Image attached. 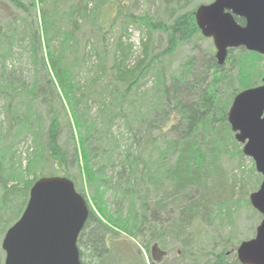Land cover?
Listing matches in <instances>:
<instances>
[{
  "label": "trees",
  "instance_id": "obj_1",
  "mask_svg": "<svg viewBox=\"0 0 264 264\" xmlns=\"http://www.w3.org/2000/svg\"><path fill=\"white\" fill-rule=\"evenodd\" d=\"M128 1L0 0L12 8L0 19V221L7 214L0 237L21 216L39 178L62 176L83 196L89 190L96 209L88 206L78 238L82 264H162L166 257L158 260L152 251L163 253L168 238L182 244L176 264H240L232 257L239 244L234 233L201 253L186 232L206 212L231 225L233 209L250 207L259 215L242 197L245 181H234L236 192L223 200L226 195L219 190L226 188L216 174L223 155L243 157L228 110L238 92L257 86L252 68L264 56L241 48L237 57L229 50L220 66L210 52L204 60L192 57L177 72L167 73L168 58L179 48L207 40L195 21L199 6L158 23L136 16L127 9ZM101 5L113 6L112 20L101 16ZM235 20L245 25L244 19ZM131 26L146 30L134 64L127 63L131 52L122 42ZM117 28L115 48L103 46L104 29L115 33ZM158 35L166 43L162 51L154 49ZM23 52L32 77L18 66ZM227 65L231 67L225 69ZM149 78L153 85L143 89ZM120 120L130 145L114 176L107 175V168L114 169L110 161L96 162L106 156L104 143L117 142L112 128ZM26 137H31L32 151L21 170L20 162L13 161L14 150ZM193 190L200 197L193 198ZM107 192H112L117 211H110ZM16 194L21 201L14 210L16 203L9 198ZM125 237L138 241L144 253L125 247Z\"/></svg>",
  "mask_w": 264,
  "mask_h": 264
},
{
  "label": "water",
  "instance_id": "obj_2",
  "mask_svg": "<svg viewBox=\"0 0 264 264\" xmlns=\"http://www.w3.org/2000/svg\"><path fill=\"white\" fill-rule=\"evenodd\" d=\"M235 18L244 19L245 25ZM195 21L201 35L212 40L220 66L229 50L264 55V0H214L197 8ZM227 121L243 155L262 176L258 190L249 196L262 218L255 236L236 248V259L240 264H264V77L261 85L233 98ZM88 215L87 201L70 179L39 178L20 218L5 233L4 264H82L77 242Z\"/></svg>",
  "mask_w": 264,
  "mask_h": 264
},
{
  "label": "rangeland",
  "instance_id": "obj_3",
  "mask_svg": "<svg viewBox=\"0 0 264 264\" xmlns=\"http://www.w3.org/2000/svg\"><path fill=\"white\" fill-rule=\"evenodd\" d=\"M24 3L28 2V0H22ZM103 0H101V4ZM214 0H131L128 1V6L127 9L132 11L136 16H148L151 18L152 21L154 22H164L168 21L169 15L171 13H174L176 11H184V10H190L195 7H198L200 5H208L212 3ZM106 3V2H105ZM1 4V3H0ZM12 8L7 7V6H2L0 5V19H3L7 14L11 13ZM115 15L113 6H108V5H101V16H104L106 18H109L110 20L113 19V16ZM120 28H117L115 30V33H112L109 30L104 29V32L106 35H104L105 38V43L103 46H110L112 50L115 48V44L119 38L120 35ZM145 29H139L138 27H129V30L125 34V36L122 39V42L126 45V50L130 53V57L128 58V64H134L139 56H141V41L143 37L145 36ZM158 34V33H155ZM154 44V49L156 51L158 50H163L166 46L165 40L160 37V35L156 36ZM132 45L131 48H129V45ZM240 49H234L231 51V54L234 56H239L238 52ZM212 52V55H215V48L213 46L212 40L207 39V40H192L188 45L183 46L182 48H179L174 56L171 58H168V65H167V73H172V72H177L179 67L188 59L195 57L197 60H204L205 55L209 54ZM112 54H110L109 59H111ZM245 55L241 58V61L244 60ZM264 58V57H263ZM19 65L21 68L24 69L26 72V77H32V68L29 66V59L28 55L25 54L24 52L22 53V56L19 57ZM255 63L253 64L252 68V81L254 84L257 83V86L261 85L262 78L264 77V61L263 62H257L254 61ZM110 64V62H109ZM108 64V66H109ZM231 66H225V69L229 68ZM233 73H236L237 69L234 67L232 69ZM262 78L260 77V74H262ZM261 78V79H260ZM154 83V80L152 78H149L146 81V84L143 89H147L150 86H152ZM256 86V87H257ZM255 87V86H254ZM252 88V87H250ZM97 105L94 106L93 112H96L97 110ZM4 121V116L2 112L0 111V126L4 127V124H2ZM112 131L114 132V136L116 137L117 142H108L104 143L103 145L107 149L106 156L102 157L100 160H97L98 162L102 161L103 163L105 160H109L110 165H113L114 169L110 170V168H107L105 170V173L107 175H113L114 172L117 171L118 166L120 165V162L123 160V153L125 149L130 145L129 141V134L127 133V130L125 128V124L123 121H116L113 125ZM66 133V132H65ZM66 134H64L63 138H66ZM7 144V143H6ZM115 144V145H114ZM239 145V151L242 150V146ZM135 148V147H134ZM15 158H13V161H19L21 164V170H24L29 154L32 151V140L31 137H26V138H20L19 143L16 144L15 146ZM6 150V149H5ZM8 156V151L7 154ZM222 170L219 174H216V177L221 180V184L225 186L226 189L219 190L220 193L226 196L224 199H227L233 192H236L233 189L238 188L234 187V181H245V185H248L246 187L245 191L242 194V197L244 200H248L250 194L258 190L260 184H258L257 189L249 191V188L251 187V184L253 183L256 184V181L258 179L262 180V177L260 174L256 172L255 165L252 161V159L243 156V157H238L235 153L233 156H222ZM19 167V165H18ZM20 168V167H19ZM254 170V171H253ZM18 172V171H17ZM32 179L31 175L28 176L26 180ZM18 188L22 187L23 188V183L18 181ZM79 184V183H78ZM220 185V184H219ZM257 185V184H256ZM79 186V185H78ZM86 187L84 186V189ZM238 191V190H237ZM247 192V193H246ZM1 194V192H0ZM83 195V194H82ZM90 192L88 190V193H84V197L87 200L88 206L92 208V210L95 212V206L92 203L91 198L89 197ZM15 196V197H14ZM20 194L16 195H11L9 199H12L14 201L13 209L19 205L20 200ZM192 196L193 198H198L199 192L193 190L192 191ZM1 197V196H0ZM241 197V198H242ZM105 201L110 209L111 212L117 211V204L115 201V198L112 194V192H107L105 195ZM175 211V210H173ZM177 212V210L175 211ZM233 212V225H231L228 222V219L224 218H218L214 217V215L209 217V213H205L204 217L200 222L193 223L191 227L187 230L186 234L188 237H194L195 242H196V247L201 253H209L212 251L213 246L215 245V242L221 241L223 238H225L228 234L234 233V236L237 240H239V244L242 241H247L252 239L255 236V230L256 227L259 225L261 221V215H255L251 212L250 207H242L239 209V211H236L235 209L232 210ZM125 213V212H124ZM97 214V213H96ZM7 214H5L6 216ZM211 215V214H210ZM5 216L2 217L0 221V231L1 227L6 226L5 224ZM208 216V217H207ZM186 238V236L184 235ZM4 237H0V264L4 262V252L2 250V240ZM127 240V237L125 239ZM135 244V245H134ZM236 245V248L238 245ZM126 245V246H125ZM125 247H131L132 250H134V247H138L140 252H143L142 247H140L139 242L134 240V239H129L127 240V243H124ZM130 248V249H131ZM164 248V249H163ZM161 248L162 252L159 254V252L155 253L156 259L160 260L163 257H166L165 261L163 260L162 264H176V259L175 256L178 254L181 249H182V244L180 241H177L173 238H168L165 241L164 247ZM217 249L219 247H216ZM138 251V250H137ZM136 252V251H135ZM145 259H147V255H144ZM234 259H236V253L235 251L233 252ZM141 258L143 259L142 255Z\"/></svg>",
  "mask_w": 264,
  "mask_h": 264
},
{
  "label": "flooded vegetation",
  "instance_id": "obj_4",
  "mask_svg": "<svg viewBox=\"0 0 264 264\" xmlns=\"http://www.w3.org/2000/svg\"><path fill=\"white\" fill-rule=\"evenodd\" d=\"M262 84V83H261ZM256 87V86H255ZM152 254H153V257L155 256V252L154 251H152ZM4 261H5V253H4ZM3 264H4V262H3Z\"/></svg>",
  "mask_w": 264,
  "mask_h": 264
}]
</instances>
